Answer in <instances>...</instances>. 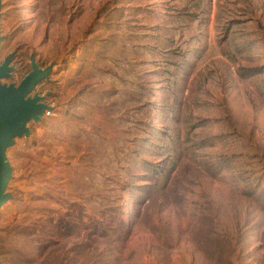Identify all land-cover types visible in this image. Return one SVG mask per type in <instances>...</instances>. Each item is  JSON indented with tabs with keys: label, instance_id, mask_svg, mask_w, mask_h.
<instances>
[{
	"label": "rangeland",
	"instance_id": "rangeland-1",
	"mask_svg": "<svg viewBox=\"0 0 264 264\" xmlns=\"http://www.w3.org/2000/svg\"><path fill=\"white\" fill-rule=\"evenodd\" d=\"M0 33L3 84L52 68L2 264H264V0H2Z\"/></svg>",
	"mask_w": 264,
	"mask_h": 264
},
{
	"label": "water",
	"instance_id": "water-1",
	"mask_svg": "<svg viewBox=\"0 0 264 264\" xmlns=\"http://www.w3.org/2000/svg\"><path fill=\"white\" fill-rule=\"evenodd\" d=\"M2 0H0V9ZM3 37L0 33V43ZM12 56L9 55L0 65V210L9 201L11 194L6 192L11 178L12 167L7 158L6 149L12 144V138L18 135H29L28 121H39L49 106L44 102V97L32 92L36 86L48 78L51 67L40 69L38 64H33L21 82L3 84L2 78L9 77L13 69ZM0 264L2 262L0 261Z\"/></svg>",
	"mask_w": 264,
	"mask_h": 264
},
{
	"label": "built area",
	"instance_id": "built-area-1",
	"mask_svg": "<svg viewBox=\"0 0 264 264\" xmlns=\"http://www.w3.org/2000/svg\"><path fill=\"white\" fill-rule=\"evenodd\" d=\"M50 113H51V109H48V110H45L43 115H50Z\"/></svg>",
	"mask_w": 264,
	"mask_h": 264
},
{
	"label": "bare ground",
	"instance_id": "bare-ground-1",
	"mask_svg": "<svg viewBox=\"0 0 264 264\" xmlns=\"http://www.w3.org/2000/svg\"><path fill=\"white\" fill-rule=\"evenodd\" d=\"M179 257V256H178ZM177 261H178V258H177ZM179 262V261H178Z\"/></svg>",
	"mask_w": 264,
	"mask_h": 264
}]
</instances>
